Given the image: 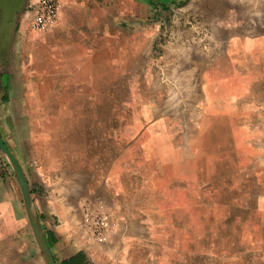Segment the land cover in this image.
<instances>
[{"label": "crops", "instance_id": "0c3cea01", "mask_svg": "<svg viewBox=\"0 0 264 264\" xmlns=\"http://www.w3.org/2000/svg\"><path fill=\"white\" fill-rule=\"evenodd\" d=\"M35 1L0 0V136L19 162L28 154L26 144L60 123L62 96L91 89L100 71L119 62L123 48L130 47L146 71L154 62L158 14L167 20L169 33L159 59L187 80L185 94L199 88L220 98L210 125L221 132L227 119L253 120L252 107L232 97L264 95V0H59L55 25L41 32L26 24ZM67 103L76 110L74 99ZM29 111L53 114L32 118ZM76 123L70 119L72 126ZM165 123L149 121L137 132L136 172L127 161L113 159L93 187L91 198H99L110 214L101 237L81 230L78 213L47 227L57 264L78 253L82 264H264V218L254 227L253 208L241 196L232 197V187H224L231 191L219 202L227 209L213 222L216 230H191L190 223L205 222L206 185L203 178L190 180L188 135H173ZM229 137L252 141L248 133ZM251 160L249 153L248 166ZM7 164L0 150V264H46L27 231L21 188ZM248 169L234 173L245 176L252 173ZM76 178L73 170L69 181ZM237 207L245 218L238 217ZM240 222L244 227L237 226Z\"/></svg>", "mask_w": 264, "mask_h": 264}, {"label": "rangeland", "instance_id": "374dc122", "mask_svg": "<svg viewBox=\"0 0 264 264\" xmlns=\"http://www.w3.org/2000/svg\"><path fill=\"white\" fill-rule=\"evenodd\" d=\"M166 21L159 14L153 20L157 28L154 62L145 66L146 71L141 70L142 63H136L131 48H123V52L117 55L119 62L109 63L108 70L100 71L102 77L92 80L91 89H78L80 93L76 95L62 96L60 123L48 125L45 135L24 146L23 150L28 154L25 153L22 163L12 153L23 173L38 223L55 263L52 253L54 236L47 227L58 226L62 216L71 212L79 214V225L86 232L87 208L97 206L99 200L106 209L99 198H91L93 187L97 186L113 159L127 161L129 168L136 172V134L149 121H164L170 125L168 129L173 135H188L186 166L190 180L203 178L206 185L205 222L190 223L192 231L201 228L216 230L213 222L226 214L227 209L219 202L225 197L224 193L231 191L225 192V186L233 188L232 197L234 194L238 199L241 196L242 202L253 208L254 227H257L256 221L264 218V95L232 97V102L252 107L253 120L227 119L221 132L220 128L211 126V115L222 105L219 96H206L199 92V88L196 93L185 94L187 80L180 79V72H172L171 67L159 59L169 36L165 30ZM69 97L76 102L75 111L68 109ZM208 97L211 100L208 101ZM40 98L47 100V96ZM28 113H33L32 118L42 115L40 113L53 114L52 111ZM72 118L77 119L75 126L70 124ZM207 122L210 126L206 125ZM232 133L237 136L248 133L252 141L245 143L239 137L230 140ZM249 153L251 166H248ZM6 160L13 181L20 186L14 168L9 159ZM246 167L252 168V173L235 175V169L244 170ZM73 170L77 171V180L72 183L69 175ZM18 197L22 211L27 214L22 190L18 191ZM236 214L245 218L242 209L238 208ZM244 224L240 222L237 226L244 227ZM28 225L27 231H32L36 240L30 222Z\"/></svg>", "mask_w": 264, "mask_h": 264}, {"label": "built area", "instance_id": "2783aa9c", "mask_svg": "<svg viewBox=\"0 0 264 264\" xmlns=\"http://www.w3.org/2000/svg\"><path fill=\"white\" fill-rule=\"evenodd\" d=\"M60 10L59 0H36L28 9L26 24L29 29L36 32L52 28L58 19ZM97 204V206L87 208L84 225L86 232L94 238L102 236L110 221V214L102 207L99 200Z\"/></svg>", "mask_w": 264, "mask_h": 264}, {"label": "water", "instance_id": "95a60500", "mask_svg": "<svg viewBox=\"0 0 264 264\" xmlns=\"http://www.w3.org/2000/svg\"><path fill=\"white\" fill-rule=\"evenodd\" d=\"M0 150L4 154V156L7 159H9L10 164L12 165V167L14 168V170L17 174V177H18V180L20 183V187H21V190H22L23 196H24L25 209H27L28 201H30L32 203V199L30 197L29 189L25 183L23 173L21 171V168H20L16 158L14 157V155L12 154L10 149L7 147V145L4 143V140L2 139L1 136H0ZM32 205H33V203H32ZM27 217H28V220L30 222L31 228L33 230L34 236H35V238H36V240L40 246V249L42 251V254L45 258L46 263L47 264H56L53 257H52V254L48 248V245L46 243V239H45L43 232L40 228V225L38 223V219H37V225L35 226V224L30 220L28 215H27ZM36 218H37V216H36Z\"/></svg>", "mask_w": 264, "mask_h": 264}, {"label": "bare ground", "instance_id": "6f19581e", "mask_svg": "<svg viewBox=\"0 0 264 264\" xmlns=\"http://www.w3.org/2000/svg\"><path fill=\"white\" fill-rule=\"evenodd\" d=\"M217 48V47H216ZM26 210V209H25ZM27 214L30 218V220L35 224V226L37 225V218H36V215H35V211H34V207L32 205V203L30 201H28V204H27ZM99 243V241L97 242Z\"/></svg>", "mask_w": 264, "mask_h": 264}, {"label": "trees", "instance_id": "16d2710c", "mask_svg": "<svg viewBox=\"0 0 264 264\" xmlns=\"http://www.w3.org/2000/svg\"><path fill=\"white\" fill-rule=\"evenodd\" d=\"M84 261V257L81 253L76 254L70 260L63 262V264H82Z\"/></svg>", "mask_w": 264, "mask_h": 264}]
</instances>
